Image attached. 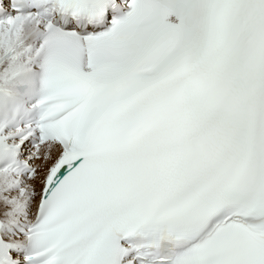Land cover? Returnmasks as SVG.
<instances>
[{"label": "snow or ice", "instance_id": "6c2138e0", "mask_svg": "<svg viewBox=\"0 0 264 264\" xmlns=\"http://www.w3.org/2000/svg\"><path fill=\"white\" fill-rule=\"evenodd\" d=\"M0 264H264V0H0Z\"/></svg>", "mask_w": 264, "mask_h": 264}]
</instances>
